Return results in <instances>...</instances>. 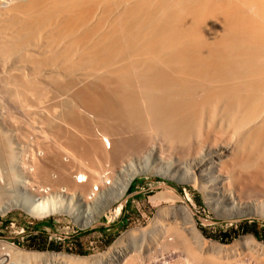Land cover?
<instances>
[{"label": "bare ground", "instance_id": "obj_1", "mask_svg": "<svg viewBox=\"0 0 264 264\" xmlns=\"http://www.w3.org/2000/svg\"><path fill=\"white\" fill-rule=\"evenodd\" d=\"M2 2L0 105L22 114H0V213H67L87 226L135 175L171 170L228 213L264 211V0ZM27 151L21 175L15 157ZM172 209L96 261L142 264L163 247L209 264L198 249L216 242L187 206ZM17 249L0 241L10 264H87Z\"/></svg>", "mask_w": 264, "mask_h": 264}, {"label": "rangeland", "instance_id": "obj_2", "mask_svg": "<svg viewBox=\"0 0 264 264\" xmlns=\"http://www.w3.org/2000/svg\"><path fill=\"white\" fill-rule=\"evenodd\" d=\"M3 4L0 0V5L3 6ZM6 101L5 99V108L13 109L12 111L17 112V114H22L19 112L21 108L15 107L12 105L13 103L10 104L9 100ZM46 102L48 104L51 101L45 100L43 104ZM5 108H1L0 105V114ZM3 124L4 122L0 119V129L4 126ZM16 127L23 131L20 124ZM12 128L10 127L9 131L14 139L12 145L18 147L19 143L15 140L18 138L16 135L17 128ZM15 149L17 150V148ZM26 153L28 159V151L20 152L19 155H16L17 158L15 157L17 170L21 175L26 171L23 167ZM164 166L165 164H162L161 168ZM184 174L185 172L182 170H171L170 172L167 171L166 176L157 172L135 175L130 181L135 185L133 190H126L119 200L108 206L100 217L87 226L79 225L67 213L35 218L19 208H9L4 213H0V239L8 242L14 241L19 246L18 251L59 252L84 257L87 264H97L96 259L102 252L107 251L117 237L126 234L128 231L138 233L141 228L151 222L158 211L163 210L165 218L172 212L174 206L182 204L189 209L195 226L202 235L207 240L216 242L212 245L205 244L203 246L204 248L207 246L205 249L197 245L199 246V254L203 257L204 255L210 257L212 262L207 260L209 264H264V211L253 214H233L228 213L220 206L215 207L208 204L199 184L186 182L184 177L187 176ZM179 178L182 180L181 182L174 180ZM109 180L107 179V181ZM110 183L113 184L111 180ZM110 183H108L109 186ZM1 184L0 181V191L2 189ZM175 187H181L182 194H179ZM197 199H200V203ZM126 204L127 207L124 210ZM45 222H49V226H44L43 223ZM176 224L175 227L181 226L178 221ZM245 225L248 227H246L247 229H245ZM37 227L38 229H36ZM21 229H23L22 232ZM80 231L85 233L80 234ZM166 250L163 247L154 249L151 251L153 254L150 253L145 256V262L142 264H163V260L168 264H183V261L186 262L184 264H195L191 259L192 262L189 259L186 260L187 257L181 248ZM160 251H162L163 256H159ZM150 256H154L155 260ZM109 257L111 256L102 257V262L98 264H111L112 261L109 260ZM9 261L12 262L13 260L9 259ZM180 261L182 262L180 263ZM203 264L208 263L204 262Z\"/></svg>", "mask_w": 264, "mask_h": 264}, {"label": "built area", "instance_id": "obj_3", "mask_svg": "<svg viewBox=\"0 0 264 264\" xmlns=\"http://www.w3.org/2000/svg\"><path fill=\"white\" fill-rule=\"evenodd\" d=\"M11 225L13 224V223H11V222H9ZM23 231V229H21V232ZM0 241H5L6 243H8V244H10L12 247H14V248H19V246L14 242V241H12V242H8V241H6V240H2V239H0ZM9 256L7 255V254H3V252H1L0 251V264H10L9 262V258H8Z\"/></svg>", "mask_w": 264, "mask_h": 264}, {"label": "trees", "instance_id": "obj_4", "mask_svg": "<svg viewBox=\"0 0 264 264\" xmlns=\"http://www.w3.org/2000/svg\"><path fill=\"white\" fill-rule=\"evenodd\" d=\"M133 182H131L130 184H129V186H128V188H127V190H129V191H132L133 190ZM175 189L177 190V192L179 193V194H182V190H181V187L179 188V187H175ZM197 201L200 203V199H197ZM126 207H127V204H126V206H125V208H124V210L126 209ZM44 224V226H49V222H45V223H43ZM247 226L245 225V229H247L246 228ZM36 229H38V227L36 228ZM83 233H85L84 231H80V234H83Z\"/></svg>", "mask_w": 264, "mask_h": 264}, {"label": "crops", "instance_id": "obj_5", "mask_svg": "<svg viewBox=\"0 0 264 264\" xmlns=\"http://www.w3.org/2000/svg\"><path fill=\"white\" fill-rule=\"evenodd\" d=\"M134 186H135V185H133V188H134ZM7 223H9V222H7Z\"/></svg>", "mask_w": 264, "mask_h": 264}]
</instances>
